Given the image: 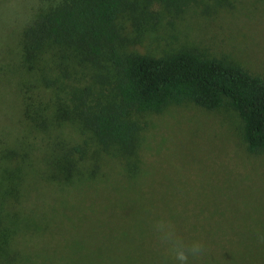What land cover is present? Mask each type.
<instances>
[{
  "label": "rangeland",
  "instance_id": "obj_1",
  "mask_svg": "<svg viewBox=\"0 0 264 264\" xmlns=\"http://www.w3.org/2000/svg\"><path fill=\"white\" fill-rule=\"evenodd\" d=\"M60 1L0 0V214L6 227L15 216L21 264H264V151L247 150L230 108L186 101L133 114L140 130L131 159L99 149L68 122L49 132L31 127L28 100L53 112L41 75L54 72L35 67L50 61V48L25 57L24 31ZM130 14L116 18L121 52L194 46L264 76V0H198L174 18L161 13L158 24ZM83 71L109 80L104 66ZM54 141L87 143L73 185L25 169L10 180L17 153H41L42 167Z\"/></svg>",
  "mask_w": 264,
  "mask_h": 264
},
{
  "label": "trees",
  "instance_id": "obj_2",
  "mask_svg": "<svg viewBox=\"0 0 264 264\" xmlns=\"http://www.w3.org/2000/svg\"><path fill=\"white\" fill-rule=\"evenodd\" d=\"M197 1L61 0L34 18L24 31L25 57L31 59L50 48V61L35 67L43 72L48 67L54 77L41 75L53 93L51 115L44 114L41 102L28 100L25 104L31 127L49 132L68 122L87 132L99 149H115L131 159L140 130L133 114L157 113L187 101L206 110L230 108L240 119L247 150L264 151V76L226 55L203 54L194 46L180 45L162 55L119 50L124 38L116 18L122 12L129 11L141 24H158L161 13L174 18ZM153 5L161 11L152 10ZM99 66H104L109 80L83 71ZM86 152L85 141L72 145L54 141L42 167L41 153H17L19 164L10 180L18 179L25 169L27 176L68 187L74 184ZM7 216L0 214V264H21L20 251L12 245L19 227L12 214L11 226L3 225Z\"/></svg>",
  "mask_w": 264,
  "mask_h": 264
},
{
  "label": "clouds",
  "instance_id": "obj_3",
  "mask_svg": "<svg viewBox=\"0 0 264 264\" xmlns=\"http://www.w3.org/2000/svg\"><path fill=\"white\" fill-rule=\"evenodd\" d=\"M180 259H183V257H180Z\"/></svg>",
  "mask_w": 264,
  "mask_h": 264
}]
</instances>
